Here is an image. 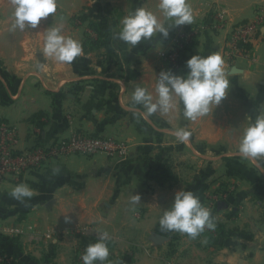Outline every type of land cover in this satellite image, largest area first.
<instances>
[{
	"label": "crops",
	"instance_id": "0c3cea01",
	"mask_svg": "<svg viewBox=\"0 0 264 264\" xmlns=\"http://www.w3.org/2000/svg\"><path fill=\"white\" fill-rule=\"evenodd\" d=\"M158 3L57 0L55 14L36 29L20 30L13 27L11 0H0V123L16 127L18 148L47 147L74 132L128 144L120 160L71 155L27 172L19 182L0 183V254L12 264H79L78 248L105 231L111 264H264V172L237 154L244 128L264 113V26L249 58L224 65L229 94L208 115L186 120L179 103L169 114L144 119L122 107L131 104L138 85L155 101L159 73L185 74L193 55L223 57L230 28L254 18L264 0H187L192 24L202 30L179 70L161 53L186 24L135 47L115 38L120 21L136 7L171 23ZM216 16L222 17L221 29H213ZM59 25L81 42L82 55L72 63L45 59L40 51L44 30ZM179 129L191 133L187 142L176 139ZM18 184L29 186L33 197L13 199L9 193ZM179 189L193 191L205 207L207 190H227L210 210L214 230L206 228L196 239L160 232L159 217ZM137 193L142 201L133 208L129 199Z\"/></svg>",
	"mask_w": 264,
	"mask_h": 264
},
{
	"label": "clouds",
	"instance_id": "9594fccd",
	"mask_svg": "<svg viewBox=\"0 0 264 264\" xmlns=\"http://www.w3.org/2000/svg\"><path fill=\"white\" fill-rule=\"evenodd\" d=\"M11 3L14 8L13 27L20 30L36 29L42 19L55 14L57 10V0H11ZM158 9L171 23L162 22L157 13L145 7H136L120 21L121 27L115 38L135 47L157 35L168 37L170 28L174 26L193 23L194 16L187 0H159ZM44 32V45L40 51L45 59L50 57L60 63H72L82 55L81 42L64 35L63 25L48 27ZM224 65V58L216 52L207 56L193 55L186 61L188 71L185 74L179 75L171 70L159 73L155 85V101L152 93L138 85L132 93L131 104H122V107L147 119L154 113L169 114L182 103L183 117L195 121L208 115L213 106L217 108L229 94L230 80ZM137 105H142L144 111L141 112ZM174 135L184 143L191 133L179 129ZM237 154L253 162L259 173L264 172V113L257 115L244 128ZM9 195L24 202L26 198L31 199L34 192L29 186L18 184ZM141 201V195L137 193L130 196L129 204L134 208ZM64 219L70 222L72 217L65 216ZM214 219L198 195L193 191L179 189L175 191L171 204L163 211L158 223L161 233L177 232L196 239L206 228L215 229ZM110 239L108 232L98 233V240L89 244L82 255L83 264H104L110 255L107 243Z\"/></svg>",
	"mask_w": 264,
	"mask_h": 264
},
{
	"label": "built area",
	"instance_id": "2783aa9c",
	"mask_svg": "<svg viewBox=\"0 0 264 264\" xmlns=\"http://www.w3.org/2000/svg\"><path fill=\"white\" fill-rule=\"evenodd\" d=\"M222 17L216 16L213 27L223 28ZM264 26V7H259L254 18L235 24L228 31L224 44L226 65L232 67L238 58H248L253 45L261 40V28ZM198 31L186 27L173 38L171 47L161 53L163 59L173 70H179L181 60L187 49L196 39ZM18 131L8 122L0 123V183L19 182L31 170H38L52 160L71 155L95 156L104 154L109 159H123L128 153V144L114 137L94 136L83 132H74L68 138L50 146L33 145L18 148ZM221 195H209L207 208L211 210ZM87 246L78 248V262L83 264L82 255ZM12 258L0 254V264H12Z\"/></svg>",
	"mask_w": 264,
	"mask_h": 264
},
{
	"label": "rangeland",
	"instance_id": "374dc122",
	"mask_svg": "<svg viewBox=\"0 0 264 264\" xmlns=\"http://www.w3.org/2000/svg\"><path fill=\"white\" fill-rule=\"evenodd\" d=\"M263 7H264V6H263ZM256 11H257V10H256ZM215 18H216V17H215ZM71 20L74 21L75 23H78V22L80 21V20L77 19V18H75V19H74V18H71V19H70V22H71ZM214 22H215V21H214ZM237 24H239V22H238ZM186 27L195 28V29L198 31V34H199L200 31L202 30V28H201L200 26H196V25L193 26V24H192V25H190V24L187 25V24H186V25H184L180 30H186ZM231 28H232V27H231ZM231 28H230V29H231ZM90 29H91V27L89 26V27L87 28V30H90ZM213 29H215V28L213 27ZM180 30H179V31H180ZM179 31H178V32H179ZM198 34H197V35H198ZM226 35H227V34H226ZM174 38H175V37H174ZM196 38H197V37H196ZM225 38H226V37H225ZM195 40H196V39H195ZM195 40H194V41H195ZM172 41H173V40H172ZM171 44H172V42H171ZM192 44H193V43H192ZM192 44H191V45H192ZM224 44H225V41H224ZM170 47H171V46H170ZM170 47H169L167 50H169ZM167 50H164V51H167ZM185 53H186V51H185ZM223 58H224V48H223ZM248 58H249V57H248ZM224 60H225V58H224ZM225 64H226V62H225ZM79 156H84V155H79ZM84 157H85V156H84ZM206 192H207V193L204 194V197H207L208 195H216V196L221 195V196H222L223 193H225L224 195H226L227 190L222 191V193H220L219 191H216V190H207ZM217 192H219V193H217ZM224 195H223V196H224ZM96 236H97V237H96V241H97V240H98V235H96ZM96 241H94V243H95ZM109 250H110V255H109V256H110V258H111V251H112V250H111V249H109ZM112 259H113V258L109 259L107 262H111ZM108 264H109V263H108Z\"/></svg>",
	"mask_w": 264,
	"mask_h": 264
},
{
	"label": "trees",
	"instance_id": "16d2710c",
	"mask_svg": "<svg viewBox=\"0 0 264 264\" xmlns=\"http://www.w3.org/2000/svg\"><path fill=\"white\" fill-rule=\"evenodd\" d=\"M188 49V48H187ZM187 49L185 48V50L187 51ZM184 60H186L185 59V54L183 55V58H182V60H181V63L183 64L184 63Z\"/></svg>",
	"mask_w": 264,
	"mask_h": 264
}]
</instances>
